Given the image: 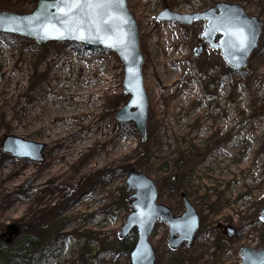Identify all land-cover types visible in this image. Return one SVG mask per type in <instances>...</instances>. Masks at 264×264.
Instances as JSON below:
<instances>
[{
	"label": "rangeland",
	"instance_id": "rangeland-1",
	"mask_svg": "<svg viewBox=\"0 0 264 264\" xmlns=\"http://www.w3.org/2000/svg\"><path fill=\"white\" fill-rule=\"evenodd\" d=\"M220 2L240 4L262 23L259 46L239 71L219 50L206 46L196 55L205 21L157 19L164 8L193 14ZM36 5L0 0V11L27 14ZM128 6L144 56L146 141L134 123L116 119L129 96L114 52L0 33V230H24L0 248V264L20 247L16 254L29 258L12 264H30L29 236L43 255L39 264H131L136 238L119 237L131 211V169L153 179L158 203L175 215L185 195L200 216L194 241L177 250L168 246V225L157 223L150 238L156 264H240L242 247H264V0ZM9 136L45 144L44 161L5 152ZM227 228L236 230L232 238Z\"/></svg>",
	"mask_w": 264,
	"mask_h": 264
},
{
	"label": "water",
	"instance_id": "water-1",
	"mask_svg": "<svg viewBox=\"0 0 264 264\" xmlns=\"http://www.w3.org/2000/svg\"><path fill=\"white\" fill-rule=\"evenodd\" d=\"M160 21H175L185 25L205 21L201 37L203 43L196 55L203 52V44L220 50L227 66L236 71L246 67L259 46L262 24L258 17H250L240 4L217 3L203 12L182 14L164 8L158 13ZM0 33L28 37L38 44L75 42L87 47L112 50L124 64L123 87L127 102L116 113L123 123H134L144 141L148 137L149 100L144 85V56L140 47L139 26L130 12L128 0H38L36 8L27 14L0 11ZM217 37H219L217 39ZM46 145L9 136L3 150L13 157L44 161ZM131 211L119 231L127 237L136 229L137 241L131 252L132 264H156V250L150 242L156 222L169 226L168 245L178 249L192 243L200 229V216L189 199L182 195L184 211L175 216L166 205L159 204V189L146 173L131 169L126 180ZM260 219L264 221V208ZM8 242L18 233L11 224ZM229 237L235 229L227 228ZM241 264H264V247L258 250L242 247Z\"/></svg>",
	"mask_w": 264,
	"mask_h": 264
},
{
	"label": "flooded vegetation",
	"instance_id": "flooded-vegetation-1",
	"mask_svg": "<svg viewBox=\"0 0 264 264\" xmlns=\"http://www.w3.org/2000/svg\"><path fill=\"white\" fill-rule=\"evenodd\" d=\"M202 43V41L199 43V45ZM206 46L204 45V48ZM17 226V230H18V233L14 234L13 235V240L11 242H8V239H9V234H10V229L7 227H4V229L0 230V248L4 245H11L13 244L15 241H16V238L21 234L22 232V228L19 226V225H16ZM236 231V230H235ZM32 235V233H31ZM28 245L31 246V251H30V254H36L34 255L36 258L32 259L31 263L30 264H39L41 261H42V258H43V255H38V251H33V250H38V249H33V240L32 239V236H29L28 238ZM1 253V252H0ZM28 255V256H27ZM27 257L29 258V253L27 252ZM38 255V257H37ZM0 257H1V254H0ZM7 258H11V256H7ZM28 260V263L29 264V259Z\"/></svg>",
	"mask_w": 264,
	"mask_h": 264
},
{
	"label": "trees",
	"instance_id": "trees-1",
	"mask_svg": "<svg viewBox=\"0 0 264 264\" xmlns=\"http://www.w3.org/2000/svg\"><path fill=\"white\" fill-rule=\"evenodd\" d=\"M38 1V0H37ZM50 228V227H49ZM48 228V229H49ZM22 231H24L23 229H22ZM26 231V230H25ZM131 237H137L136 236V232L135 231H133L132 233H131ZM50 238H51V233L47 236V239H45V241H46V243H49V240H50ZM134 245V244H133ZM7 246H10V245H7ZM37 248H40L39 246H38V243L37 242H35V243H33V249H37ZM21 249H22V247H20V248H16L15 249V251H14V254L13 253H9V256H11V258H7V260H6V264H12V262L13 261H16L17 259H19V258H21L22 260L21 261H23V262H25V260H26V251H23L22 253H21V255L20 254H16V253H18L19 251H21ZM12 250V249H11ZM10 250V251H11ZM2 254V253H1ZM8 254V253H7ZM7 254H6V256H7Z\"/></svg>",
	"mask_w": 264,
	"mask_h": 264
},
{
	"label": "bare ground",
	"instance_id": "bare-ground-1",
	"mask_svg": "<svg viewBox=\"0 0 264 264\" xmlns=\"http://www.w3.org/2000/svg\"><path fill=\"white\" fill-rule=\"evenodd\" d=\"M57 106H58V107H61V102H58V103H57ZM60 130H62V128H60Z\"/></svg>",
	"mask_w": 264,
	"mask_h": 264
}]
</instances>
